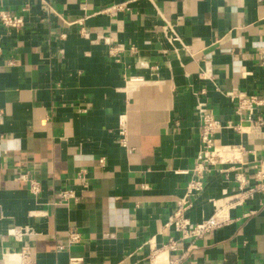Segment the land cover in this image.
<instances>
[{
	"label": "crops",
	"instance_id": "0c3cea01",
	"mask_svg": "<svg viewBox=\"0 0 264 264\" xmlns=\"http://www.w3.org/2000/svg\"><path fill=\"white\" fill-rule=\"evenodd\" d=\"M23 8L21 32L7 37L0 25V258L27 245L36 264H164L167 253L151 262L145 243L161 250L179 237L165 224L199 151L197 100L227 124L238 119L232 92L264 94V0H0V12ZM98 36L126 53L93 43ZM260 133L217 135L245 148L252 182L264 160ZM19 172L40 183L38 196ZM205 186L187 214L193 224L232 193L234 173L213 172ZM65 189L78 202L59 204ZM230 217L177 264H264V195ZM14 226L30 234L8 236ZM71 231L82 241L69 246Z\"/></svg>",
	"mask_w": 264,
	"mask_h": 264
},
{
	"label": "built area",
	"instance_id": "2783aa9c",
	"mask_svg": "<svg viewBox=\"0 0 264 264\" xmlns=\"http://www.w3.org/2000/svg\"><path fill=\"white\" fill-rule=\"evenodd\" d=\"M124 6L114 7L117 10L123 9ZM50 10L57 14L54 8L49 7ZM113 8V9H114ZM28 8H23L21 13H14L12 11L0 12V25L5 32V36H12L14 33L21 32L26 26L25 14ZM263 27H264V19ZM172 29L169 25L165 29ZM83 36L90 38L89 34L84 33ZM65 37V36H63ZM170 41H180L176 36ZM103 43L111 46V53L119 55L126 53V46L117 44L110 38L98 36L93 43ZM186 48V46H184ZM130 51L135 53L134 46H130ZM3 48L0 45V60L3 58ZM9 65H14V61H10ZM207 77L204 76V79ZM201 93H204L201 91ZM196 97L199 94H195ZM231 100L236 102L235 114L237 120L224 124L217 119L206 102L197 100L196 114L199 122V139L200 146L197 158L189 175L190 179L186 187L185 195L177 202V205L172 210L165 227L173 229L179 237L177 239L171 238L163 249H157L151 245V242H146L151 248V262H154L161 253H167V261L164 264H177L188 255L195 245L194 242L204 238L208 234L224 227L231 222L230 212L232 210L243 207L249 200H253L257 194L264 195V160L256 167L254 181L252 182L243 170L244 162L241 157L246 154V150L242 145L238 146H222L219 144L217 135L220 131L230 129L235 131L239 136L247 134L248 136H259V133L264 130V94L248 95L242 92H232L230 94ZM121 135L122 138L119 143L124 148L127 147L126 142V127L123 120H121ZM262 134V133H260ZM229 152L230 157L225 156L224 152ZM104 163V160H100ZM231 166L225 168L224 166ZM213 172H218L223 175L234 173L235 188L231 194L224 192V196L217 201H214V213L209 218L200 223L193 224L188 218V211L193 207V202L196 198L201 196L205 191V183L208 175ZM78 181L83 187L88 186V180L85 171H80L77 177ZM16 181L29 182V189L31 194L38 196L41 193V185L36 180L29 177L28 173L19 172ZM61 200L59 204L69 205L72 202H78L79 196L73 189H65L61 191ZM30 234V230L20 226L9 228L7 235L22 241L23 237ZM1 237V236H0ZM108 237H110L108 235ZM82 236L77 231H71L69 235L68 245L80 243ZM190 243V246L185 251L181 248L184 243ZM64 249V248H62ZM171 253H177L176 259H169ZM11 260V262H10ZM78 262V260H72ZM0 264H36L34 253L30 246L24 245L19 251H7L2 254Z\"/></svg>",
	"mask_w": 264,
	"mask_h": 264
},
{
	"label": "bare ground",
	"instance_id": "6f19581e",
	"mask_svg": "<svg viewBox=\"0 0 264 264\" xmlns=\"http://www.w3.org/2000/svg\"><path fill=\"white\" fill-rule=\"evenodd\" d=\"M10 262H11V260H10Z\"/></svg>",
	"mask_w": 264,
	"mask_h": 264
}]
</instances>
